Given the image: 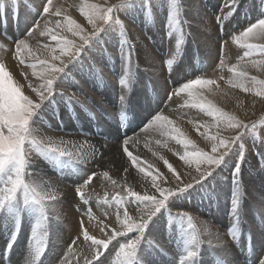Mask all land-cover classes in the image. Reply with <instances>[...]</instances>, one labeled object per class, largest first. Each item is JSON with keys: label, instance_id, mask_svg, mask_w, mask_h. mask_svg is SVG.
<instances>
[{"label": "snow or ice", "instance_id": "snow-or-ice-1", "mask_svg": "<svg viewBox=\"0 0 264 264\" xmlns=\"http://www.w3.org/2000/svg\"><path fill=\"white\" fill-rule=\"evenodd\" d=\"M20 2L21 0H11L10 5L13 16L17 18ZM23 2L25 7H31L29 0ZM149 5L151 0H118L116 5L107 7L82 0L79 11L91 25L89 31L68 15L67 9L62 4H55L54 0H40L39 7L35 9L36 19L33 25L22 37L12 41L13 47L9 48L0 41V49L11 53L20 65L31 68V76L37 78L36 83L29 81L27 85L35 94L33 98L32 95L25 94L22 90L23 85L14 80L6 64L0 62V232L5 239V244L0 249V264H5V261L11 264L12 252L25 224L29 227L31 242L28 264H43L41 258L46 251L48 227H58L60 223L61 213L58 206L64 202L60 199L59 191L50 178H46L47 173L33 159V153L62 175L72 171L83 172L81 165L98 160L103 155L95 147L85 151L86 141L78 143L63 138L44 137L41 133L40 126L49 119H55L62 128L63 121L60 120L57 106L63 103L65 107L71 109L73 104V97H65L57 92L59 84L72 78L73 69L77 65L82 66L87 53L99 46L103 39L100 34L109 31L112 24L120 25L122 57L125 59L130 57L132 45L126 39L123 23L115 18L114 9L116 12L124 9L125 14L128 15L137 10H146ZM223 7L229 8L227 16L231 17L240 7V0H225ZM261 7L264 8V0H261ZM177 17L176 0H173L172 11L166 22V27L170 29L169 36L179 30L180 21ZM4 20L6 16L0 17V22ZM41 20L43 24L40 23ZM217 22L223 30L225 19L217 16ZM105 25H108V28H105ZM37 30L39 36L55 42L54 45L45 43L40 46L47 53L46 57H41L38 54L40 49H34L29 43V39L34 38ZM65 33L78 37V42L69 39ZM0 37L12 39L7 36L6 30L0 32ZM231 39L245 50L243 56L235 64L229 65L223 58L227 41H222L221 59L216 67L221 72L227 69L232 74L227 81L232 88H240L245 92L253 91L255 96L264 99V79L250 75L247 70L250 64L251 67L264 71V58L250 59L253 56L264 57V12H261L255 22L249 23L238 34L233 33ZM182 42L183 38L177 41V50ZM245 58H249L248 64L241 63ZM174 60L175 56L167 59L166 63L170 68ZM22 75H25L26 80L28 79L26 73ZM131 79L132 71L126 68L120 84L127 88ZM223 79V75L212 79L203 74H197L195 78L178 79L167 95V100H171L173 96L184 94L186 99L179 107L198 109L212 117L213 124L196 125L197 132L211 143L210 151L199 149L175 121L162 111L150 114L147 123L141 128V131L145 132L150 129L157 131L161 136L182 145L183 154L179 158L188 166V172H177L167 160L164 163L171 173L170 178L159 170H155L154 173L149 171L153 165L149 163L145 167L140 157L129 151L130 138L125 135L121 140L123 153L131 165L142 174V179L148 181L149 189L143 192L137 191L126 181L118 182L113 179L108 171L86 174V177L76 184L75 192L80 201L84 205H89L83 210L82 217L87 216L89 221L95 220V229L103 238L92 234L89 228L84 226L85 221L81 218L79 232L69 244L66 253L59 258V264H81V255L73 251L74 246L77 249L83 246L91 250L90 257L83 256L82 264H160L157 252H162L163 247L157 243V240L164 236L165 232L170 242L177 243V248H180L182 243L183 254L180 255L179 264H201V260L197 259L201 241L193 216L186 211L173 214L171 207H175L180 199L190 198L194 190H204L202 194L211 198L214 193L207 192L205 182L211 184L229 167H231L233 184L230 215L234 217L229 232L234 240H238L240 174L246 159L244 140L250 130H255L257 125L255 122L245 123L234 113L225 111L212 100L207 99L205 91L215 95L220 88L218 81ZM249 84L253 87H249ZM57 95L60 96L59 100L56 99ZM119 99L122 105L121 119H124L123 105L126 103V95H121ZM75 103L80 104L78 100ZM260 123L264 124V120ZM213 127L216 129L214 133L211 132ZM201 128L204 130L201 131ZM223 130H230L232 134L222 135ZM260 158L264 159V155ZM193 164L195 175L191 172ZM124 171L127 173L128 169L125 168ZM97 176H101L114 189H119L112 200L105 198L103 201L106 205H115V220L112 223H105L97 217L90 206L92 196L87 193V188ZM185 176L190 178L185 180ZM168 184L171 186H165ZM129 206H132L136 215L130 214ZM77 210L80 209L77 207ZM173 221L180 226L179 236ZM181 237H183L182 241ZM256 243L253 238L252 249L255 260L252 264H264V235L259 240L261 247L259 252L255 251ZM113 254L114 262L111 259ZM218 264H226V262L219 259ZM227 264L233 262L228 261Z\"/></svg>", "mask_w": 264, "mask_h": 264}, {"label": "bare ground", "instance_id": "bare-ground-1", "mask_svg": "<svg viewBox=\"0 0 264 264\" xmlns=\"http://www.w3.org/2000/svg\"><path fill=\"white\" fill-rule=\"evenodd\" d=\"M30 1L33 3L34 7H36V8L39 7L40 0H30ZM92 1L93 2H99L98 0H92ZM115 1H117V0H113V2H115ZM5 2L7 4L11 5L10 0H5ZM54 3L55 4H62L64 6V8L67 9L68 15H70L76 21L78 20L79 23H81L84 27H86L88 30L91 31V25H89L87 23V20L79 11V5L82 3V0H55ZM183 3H184V5H186L189 16L191 18V19H189V22L191 23L190 24V32H191V35L193 36V38L191 40L197 41V39H198V41H199L198 49L199 48L201 49V50L199 49L200 53L204 54L203 49L207 51L208 49L211 50V49L215 48L217 41H218L217 38H219V35H220L218 32V29H217V33L212 34V38H211L212 41L207 42L206 37L208 34L205 35L204 26L201 25L202 23H200V25L198 24V28H197V25H196L197 21L193 20L194 19V11L192 9L193 1L192 0H183ZM246 4L248 7L251 6L248 2ZM20 5H21L20 8H18L19 12L21 9L18 29L15 30V27L13 25V21H10L8 23L7 28H6L12 34L13 40H15L17 37H22L24 35V33L27 31V29L25 30V28L28 27L30 25V23H32L34 20V19H31L33 17L32 16L33 12L28 11L24 7V5H22V4H20ZM9 8L11 9V7L8 5V9ZM2 9L4 10V8H2ZM2 9L0 7V12L3 14ZM156 9H158V8H156ZM259 9L263 10V8L261 6ZM120 16L122 18H124V16H122V15H120ZM54 19H56V18H54ZM122 20H125L123 22L127 23L125 29H126V33H127L128 37L131 38L130 44L132 45V50L135 47H137L139 49L142 48L144 50V46H145L146 42H145V40L143 42L141 35L138 34V31L136 28V27H138V25H134L135 23H141L144 21L143 16L140 13V11L137 10L134 13H132L131 17H128V19L124 18ZM156 20H158V18ZM132 21H135V22L133 23ZM41 24H43V21L41 22ZM1 28H2V26H1V22H0V30H1ZM160 28H161V25H160ZM153 29L158 30V25H155L153 27ZM38 33H39V30H37V32L34 33V38L29 39V43L31 44V46L34 49H40L38 54L41 55V57H46L47 53L40 46L45 44V43L54 45L55 42L51 41L47 37L39 36ZM68 34L71 35L70 33H68ZM104 34H105L104 36H103V34H101V36L103 37V39L101 41L104 42V45L106 46V48L108 46V48H109V49H107L108 53L106 51L96 50V48H98V49L101 48V43H100L99 46L94 48V50L92 52L87 53V56L90 57V59H93L94 66H100L101 67V69L104 73V75H102V74L101 75H102V77L104 76L103 79L105 80V82L103 83L96 76V73H94V71L91 67V63L88 62L87 59L85 58L83 60V64H86V66L88 68L85 69V67H83V64H82V66L77 65L72 71L74 80H72V81L67 80V81H64L62 84H59V81H58V84H59L58 89L59 90L57 89V92L62 93V94L64 93V94H66L65 96H71L72 95L75 97V99L77 98L75 101L78 100L80 102V101H82V100H80V99H82V97L81 96L77 97L78 95H76V93L79 90L81 91V89H80V87H81L87 93L86 99L87 98L91 99V94L94 95L95 99L93 100V104L101 107L105 112L109 111V113L112 114L114 111L113 105L116 104L115 94H117V93H115V91L117 89V85H116V81L113 80L114 77L111 75L110 68L113 67V72H115L117 66L115 64L111 63L109 58H116L118 56H117L116 51H114L113 43L111 42L112 37L109 36L108 31L106 33L104 32ZM207 39H210V38L208 37ZM0 41L5 43L6 45H8L9 48L13 47V43H10L4 37H0ZM226 41H227V43H226L227 47H226V51H225V60L229 65L235 64L234 59L236 58V56H240L243 53V51L239 52V50H237L238 48L235 46V43L231 38L226 39ZM143 50H141V52ZM179 50H178V53L179 52L181 53V50L180 51ZM141 52H140V57H141V55H143V56L146 55V57H144V59L140 60L142 70L144 69L145 71H147V72L149 71L150 73L155 72L154 74H148L146 72L144 74H146L147 77L144 78L143 80H138V83L140 86L143 87V85H144L145 87H147V84L144 83V82H146V79H150V77H151V79L153 81L156 80V82H157V80H159L161 78V74L158 72L161 70V72H163L162 75L164 77L165 71L163 70V68L160 69V66H159V68L158 67L156 68V66L153 64V62H154L153 59L151 60V62L148 60V55H151L150 52H142V53ZM178 53H177V49L174 48L172 57L173 56L177 57ZM209 56H211V58H212V55H209ZM190 57H193L192 52L191 51L188 53L186 52V58L187 59L184 61V64H183L184 67L180 68L182 71V74L184 72L187 73V69H188L187 61ZM0 62H4L6 64V67L8 68V70L13 74L14 80H16L20 85H23L22 90L25 92V94L26 95H32L33 98H35V94L32 93L31 89L28 88V86H27L29 81H31L32 83L37 82V78L31 76V71H32L31 68L22 67V65H20L18 63V61L12 56L11 53L5 52L2 49H0ZM155 63H157V61H155ZM191 63H193V61ZM216 63H217V59L209 62V64H210L209 67L212 68L211 69L212 71L210 70V72L207 75H205L207 78L216 79L219 77L217 74L220 72V70L216 67L218 65ZM160 65H162V64H160ZM150 67L152 68L151 70H149ZM247 68H248L249 72L252 71L256 75H259L258 70L256 68H253L250 65ZM87 70L90 71V74L87 73ZM213 71L216 72L215 77H212V75L214 74V73L212 74ZM223 72H224L223 74L227 80L232 75L227 69H225ZM22 73L27 74V77H28L27 80L25 79V75H22ZM141 74H143V73L140 72L139 79L142 76ZM262 75H264V74L262 73ZM151 79L149 81H152ZM227 80L226 81H222V80L218 81L220 88H219V90L216 91L215 95L210 94L209 92L205 91L204 94L207 97V99L212 100L214 103H216L219 107L223 108L225 111L234 113L238 117H246L251 112L252 109H256L255 113L252 114L251 116L247 117L246 119H244V121H247L250 118L254 117L256 114H260L264 111V99L255 96V94H251V96H250V94L247 95V94H244L243 92L234 90L227 83ZM153 81H152V83H153ZM98 82H101L106 86H103V88L101 90V87H100V85H98ZM159 84H160V82H159ZM159 84L157 83V85H159ZM164 86H161L160 89L162 90ZM158 90H159V86H158ZM148 93H149L148 90L142 91L141 87H140V90H138V91H137V87L133 90V92L131 94V96H133V97L130 96V99L128 101L129 102L128 106L124 107V108H126L125 109L126 113L124 115L126 117V120H124L122 124H120L117 120L114 121L113 119H112V123H111L109 121L104 120L99 114H97V119L99 120V125H98V131H95L94 130L95 124H93L91 122V118H87L79 109H76L80 114V115H78V118L76 120L72 121L71 118L67 119V116L63 115L61 119L63 120V118H65L66 121L63 122L62 128L59 125L57 128L59 131H61V129L66 130L70 134H67V135L62 134L59 131L52 132L51 129H53V128L49 127L47 124L40 126V131L44 137H52V138H56V139L63 138L65 140H71V141L78 142V143H84L86 141L87 143L85 144V149H84L85 151L90 150L91 147H95L101 153H103V155L98 160H93L86 165H81L80 168H82L84 171L83 172L76 171L77 174H79L78 177H76V178H73V176L75 177V175L70 174L72 177H67L64 179H58V178L56 179L51 175V173L46 172L47 173L46 178H50L51 182L54 184V186L59 191L60 199H62L64 202L62 205L58 206L60 213H61L59 226L58 227H51V226L48 227V230H51V231L53 230L54 239L57 240L56 242L54 241L55 243L53 242L54 243L53 245H50L52 247V248L51 247L50 248L52 249L53 253H55V254L58 253L60 251V249L62 248L60 246L59 242L65 243L66 247L71 243L73 238L79 232V220L81 218H83L85 221L84 226L88 227L89 231L92 234L96 235L98 238H103L102 234L98 230L95 229V225H91V221H89V218L87 216L82 217L83 210H85L89 205H84L83 202L80 201L79 197L77 196V194L75 192L76 184L78 182H81L86 177V174H90L91 172L102 173L103 171H108L113 179L117 180L118 182L126 181L128 184L133 186L135 188V190H137V191L143 192V191L149 189L150 185H149L148 181L142 179V174L139 173L135 167L134 168L131 167V164L128 162V160L125 158V156L122 153V146H121V142H119V141H121L125 135L130 138V143L128 146L129 151H131L133 153V155L139 156L145 167L149 163L153 165V168L149 169V171H152L154 173L156 168H157V170H159L161 167V164H163V161H165V160H167L168 162H171L172 164H175L176 168H177L176 170L178 172L186 173L189 171L188 166L185 165L183 162H181L177 158L176 152L179 155H182L181 151H183V147L181 145H177V147L175 146L173 148V149L176 148L175 150H173V149L171 150L172 147L166 148L167 143H174L175 144L176 141L165 138V137L161 136L159 134V132L151 130V129L146 131V132L141 131V129L137 130V128L139 127L140 124H142L144 121H146L147 119L150 118V114H152L154 112V106L158 102L161 103V99L163 97L162 96L163 93H161L159 91V93H161V95L159 94L158 98L153 100V98L151 97L152 99L151 98L149 99ZM101 97L105 98L104 101H102ZM56 99L59 100L60 96L57 95ZM185 99H186V97H182V96L176 97L173 101H171L164 108L163 113L165 115L169 116L170 119L175 121L176 125L178 127H180L181 130L191 140H193L197 146L203 147L205 150L210 151L211 143L208 140H206L202 135H200L199 132H197L196 125L200 122L203 124H208V125H211L213 123L207 117L202 115L201 113L197 114L196 111L194 112L193 108L186 107V106L185 107H179L180 105L184 104ZM106 102H109V106H106V104H105ZM60 104L57 106L58 111L60 110ZM81 104L82 103L80 102L79 105H81ZM73 105L76 106L77 103L74 102ZM173 114H174V116L176 114H178L179 118L172 117ZM192 116H193V118H191V119H193V122L189 119V117H192ZM52 120L53 119H49V121H52ZM54 125H56V123H54ZM53 127L55 128V126H53ZM117 128H119V133H117ZM203 130L204 129L201 128V131H203ZM215 131H216V129H215V127H213L211 129V132L214 133ZM221 134L225 135L223 132H221ZM91 135H95V136H91ZM103 136H104V138L108 137L109 141L102 139L101 137H103ZM157 141H162V143H157ZM102 146H105V147H102ZM161 157H163V159H161ZM249 158L251 161H247L248 165L246 166V168H244V169H246V172H245L246 174L244 176V179H245L246 183L248 181L252 185H255V183L259 180L258 175L256 176L255 171L253 174L249 173L248 168L253 169L254 165H256V166H258L257 171H259L260 170L259 168H261V166L258 165V161H257L256 156L255 157L249 156ZM35 161L39 165L40 168H42V169L44 168V167H42L40 160H35ZM155 162L157 163L156 164L157 166H155ZM125 168L128 169L127 173L124 171ZM162 168H164V167H162ZM54 171H56L57 174L60 175L59 177H62V176L64 177V175H66V174L62 175L57 170H54ZM191 172L193 175H195V165L194 164L191 167ZM225 172L223 171V173H225ZM248 173L251 174V178H250V176H248ZM164 174H165V176H167L169 178L171 177V173H168V171H166V170H164ZM225 176L227 177L226 174H225ZM184 178H185V180H187L190 177L185 176ZM227 178H228V183L231 186V182H232L231 177H227ZM94 179L95 180H93V181H95V183L93 184V186H88V188H87L88 194H90L89 192H91L92 189L105 190V191H109L112 193L119 191V189H114L108 182L104 181L101 176H97ZM73 185H75V186H73ZM170 186H171V184H170ZM201 191L202 190H199V191L196 190L192 193V195L190 196V199H191L190 203L187 200L184 202H181L180 201L181 199H180L179 201H177V203H183V204L180 207H176V206H179L178 204L175 207H172V209H174L175 211H189V212H191L192 216L194 217L195 221L197 222L198 227H200V228L202 227L201 230L203 232V235H205V237H206L205 240L210 245L209 246H207V244L203 245L202 252H199L197 259L201 260V264H218L217 263L218 257L217 258H214L213 256L211 257V256H209L210 254L208 253V252H210L209 248L214 247L215 248V250H214L215 254H218L217 256H219L223 260H225L226 263L228 261H232L233 264H247L246 262L242 263L239 260H237V258L240 257L239 253L241 251H244V249H245V248H243L244 247L243 244L240 243V247L238 246L241 251L236 249L235 245H233L230 241H226V242L222 241V245L218 246L220 244L219 243L220 239H218V238H224L226 236V235L222 234L221 232L214 234V236L217 235V236H215L217 239L210 241V239H211L210 235H213L212 231H211V228L213 226L209 225L208 222H206L205 217L210 216L207 214H209L211 212H213L215 214V212L213 211V204L210 203V200H203L204 198L201 197L202 194L200 195ZM108 200H112V198H110V199L108 198ZM213 201H214V203H215L214 205L216 207L219 204H221L222 206L225 205V199H223L222 197H221V199H219V197L218 198L215 197V200H213ZM200 202L202 203V205H200L201 204ZM184 205H185V208H184ZM90 206H91V201H90ZM103 206H104V208L106 207V205H104V203H103L102 207ZM77 207L80 209L79 211L77 210ZM222 209H223V207L219 208V211L216 212V216H217L216 220L219 223H221L222 225H225V221L223 219L224 218L223 215H225V214H220V211ZM113 211H114V209H113ZM100 212L98 211L99 214H97V217L104 220L105 223H112L115 220V211L112 212L110 210H106V211L104 210V213H107V215H110L109 218H108V216H105V214L100 213ZM134 213L137 214L135 211L130 212V214H134ZM222 213H224V212H222ZM95 214H96V212H95ZM111 214H113V217H111ZM242 216L244 217L241 219L242 224H244V222H246V223L251 222L252 224L254 222H256L255 217H253L252 214L251 215L244 214ZM211 217L215 218L213 214H211ZM162 223H164V222H162ZM229 225H231V223ZM243 226H248V223L246 225H243ZM231 227L232 226H229V228H231ZM250 230H251L252 239L254 238L257 242L255 251L258 252V249H261L260 244H259V240H260L261 236L264 235V227H263L262 231H259L258 229H256V231L253 232L252 228ZM24 231H29L28 225H26L24 227L22 234L24 233ZM166 235H167V232H165V235L160 237L157 240V243L161 244L163 247V250L167 251L170 256L166 257L164 255H161L159 252H157V259L160 261V264H176V263H179V259L176 256L177 254L171 253L168 243H166L164 241V239L166 238ZM247 237H249V236H248L246 231H243L242 234H240L238 231V238L240 239V241L241 240H247L248 239ZM48 240H50V239H47V241ZM215 241H217V242L214 243ZM26 244L31 246V242L30 243L27 242ZM0 249H2V248L0 247ZM85 249L87 250L85 252H87V253L90 252V249H87V248H85ZM78 250H79V252H78L79 254H83V253H81V250H83L82 247L79 248ZM14 252L23 253V255H25V249H23L19 246L14 247L12 255L14 254ZM48 254H49V252H48ZM215 254H214V256H215ZM28 255H30V254H28ZM89 256H90V254H89ZM47 257H48V260H51L52 255L49 254ZM45 258H46V256H45ZM254 258H255V254H253V258H250L251 261H253ZM19 261L20 260H14L11 262V264H17ZM43 262H46V261H43ZM5 264H7V262Z\"/></svg>", "mask_w": 264, "mask_h": 264}, {"label": "rangeland", "instance_id": "rangeland-1", "mask_svg": "<svg viewBox=\"0 0 264 264\" xmlns=\"http://www.w3.org/2000/svg\"><path fill=\"white\" fill-rule=\"evenodd\" d=\"M98 1L99 2H93L92 0H89V2H91V3H96V4L102 5L104 7H107L108 5H116L118 3V0L115 1V2H113V0H98ZM192 1H193L192 9L194 11V19L193 20L197 21L196 22L197 28H198V24L200 25V23H202L201 25L204 26L205 35L208 34L207 37H206L207 42L212 41V39H211L212 38V34L217 33V29H218V32H219L220 35H219V38H217L218 41H217V44H216L215 48L211 49L212 51L210 49H208L207 51L203 49V53L204 54L200 53V51H199L200 48L198 49V43H199L198 39L196 38L198 42L195 41V40H191L193 38V36L191 35V32H190V24L191 23L189 22V19H191V18L189 16V13H188V10L186 8V5H184V3H183V0H176V8H177V12H178V17L177 18L179 19L180 24L178 26L179 30L175 31V32H172L171 36L168 35V32L170 31V29H168L166 27V22H167V17L169 15V13L172 11L173 0H151V5L147 6L146 10H139L140 13L143 16V20L144 21L141 22V23H135L134 25H138V27L135 26L137 28L138 34L141 35L143 42H144V40L146 42L145 46H144V50L142 48H140V49L143 50L142 52H150L151 55H148V60L151 62V60L153 59L154 60L153 64L156 66V68L157 67L159 68V66H160V69L163 68V70L165 71V76L163 77V75H162L163 72H161V70H160L158 73L161 74V78L159 80H157V82H156V80L153 81L151 79V77H150V79L153 81V83H152V81H149L150 79H146V82H144V83L147 84V87H145L144 85H143V87L140 86L139 83H138V80H143L144 78L147 77L146 74H144L147 71H145L144 69L142 70L141 61H140L141 59H144V57H146V55L145 56L141 55V57H140L141 50L139 48L135 47L131 51L130 57H128L127 59L123 58L122 57V53H121V49H120V40L122 38L121 37L120 25L119 24H112L111 29L108 31V34H109V36L112 37L111 38L112 39L111 42L113 43L114 51H116L117 56H118L116 58H109L111 63H113V64H115L117 66L115 72H113V67L110 68L111 75L114 77L113 80L116 81V85H117V89L115 91V93H117V94H115V96H116V104L113 105V108H114L113 113L110 114L109 111L105 112L101 107L94 105L93 104V100L95 99L94 95L91 94V99H89V98L86 99L87 93H86V91L84 89H82L80 87L81 91L79 90L76 93V95H78L77 97H79V96L82 97V99H80L82 101H80V102L83 105L82 104L81 105L77 104L76 106H74L73 104H74V102H75V100L77 98L75 99V97L71 95L73 97V104L71 105V109H69L68 107H65L63 105V103L60 104V110L58 111L60 120H62L61 118H62L63 115L67 116V119L71 118L72 121L76 120L78 118V115H80L79 112L76 109H79L87 118H91V122L93 124H95V127H94L95 131H98V125H99V120L97 119V114H99L106 121H109V122L112 123V119H113L114 121L117 120L120 124H122L123 121L126 120V117L124 116V119H121L122 105H121V102H120L119 98H120L121 95H126V103L123 105V111H124V115H125V113H126L125 109L126 108H124V107L128 106V103H129L128 101L130 99V96H131L133 90L136 87H137V91L140 90V87H141L142 91L148 90L149 99L152 97L153 100L158 98L159 94L161 95V93H163V95H162L163 97L161 99V103L158 102L154 106V112L152 114H155L158 111H162L163 112L164 108L171 101H173L176 97H181V96L185 97L184 94H181L180 96H173L171 100H167V95H168L169 91H171V89L175 86L176 81L178 79L183 80V79H189V78H193V77L195 78V75H197V74L207 75L210 72V70L212 69L211 67H209L210 66L209 62H211L212 60L217 59V63L216 64H218L219 60L221 59V44L220 43L222 41H226V39H230L233 33H237L238 34V32L240 30H243V28L246 27L249 23L255 22V20L261 14V12H264V8H263V10L259 9L260 6H261V0H240V7H238L236 9L235 14L232 15L231 17L227 16V13H229V11H230L229 8H227V7H223L222 8V5L225 3V0H192ZM246 1L251 5L250 7L247 6V4H246L247 2ZM54 2H55V0H54ZM10 3H11V0H10ZM29 3L31 5V7L30 8L25 7V3L23 2V0H21V2L19 3V7L18 8H20V6H21L20 4L24 5V7L28 11H32L33 12L32 13L33 17L31 19L35 20L36 19V13H35L36 7H34L33 3L30 0H29ZM0 5H1L0 6L1 9L4 8V10L2 9L3 10V14L0 12V17L6 16V20L1 22L2 28H1L0 32H3L4 30H6L7 36L12 38V34L6 28L8 26V23L10 21H13V25L15 27V30L18 29L21 9H20V12L18 10L19 13H18V18H17V17L13 16L12 7H11V9L10 8L8 9V5L10 6V4H7L5 2V0H0ZM156 8H158V9H156ZM120 15H122V16H124V18L128 19V17H131L132 13L126 15L124 9H121L118 12H116L115 9H114V16H115L116 19H118L119 21H121L123 23L124 32L126 33V29L125 28H126V24L127 23L123 22L125 20H122L124 18H122ZM217 16H221V18L225 19V23L223 25V30H221V26L217 22ZM157 18H158V20H156ZM34 20H33L32 23H30V25L28 27L25 28V30L26 29L28 30L33 25ZM42 21L43 20H41L40 23ZM77 22L79 23L78 20H77ZM132 22L134 23L135 21H132ZM155 25H158V30L153 29V27ZM160 25H161V28H160ZM105 28H108V25H105ZM65 34L68 35L69 39H75L78 42V39H79L78 37H72L68 33H65ZM101 34H103V36L105 35L104 32H102ZM208 37L210 39H207ZM181 38H183V42L179 44V49L181 50V53L180 52L178 53V50H179L178 49L177 50L178 56L175 57L174 64L170 68L167 65L166 61H167V59L173 58L172 57L173 50H174V48L177 49V41H180ZM126 39L129 42L131 40V38L128 37V35H126ZM6 40L9 41L10 43H12L13 38L11 40H8V39H6ZM100 43H101V48L100 49L96 48V50H102V51H106L107 52V49H109L108 46L106 48V46L104 45L103 41H101ZM235 46L238 48L237 50H239V52L240 51H243V52L245 51L239 45L235 44ZM226 47H227V45L225 44L224 53H223V58L224 59H225ZM190 51L192 52V56L193 57H190L189 58L190 60L188 59V61H187V67H188V69L186 68L187 69V73L184 72L182 74V71H181L180 68L184 67V65H183L184 61L187 59L186 58V52L188 53ZM208 54L212 55V58ZM241 55L240 56H236V58L234 59V63H236L239 60ZM262 58H264V57L253 56L250 59H262ZM86 59H87L88 62L91 63V67H92L94 73H96V76L104 83L105 82V80L103 79L104 76L102 77V75H104V73H103L101 67L100 66H94L93 59H90V57L87 56ZM248 60H249V58H245V60L242 61L241 63L242 64H248ZM155 61H157V63H155ZM192 61H193V63H191ZM160 64H162V65H160ZM249 65L250 64H248V66ZM22 67H25V66L22 65ZM83 67H85V69L88 68L86 66V64H83ZM126 68H130L131 71H132L131 83H130V85L127 88H125L123 85L120 84V80L124 77ZM151 69L152 68L150 67L149 70H151ZM247 70H248V68H247ZM140 72H142L143 74H141L142 76L139 79ZM251 72H249L250 75L257 76L259 79H264V75H262V73L264 74V71L258 70V74L259 75H256L255 73H253V72L251 73ZM87 73L90 74V71L87 70ZM147 73L148 74H154L155 72L154 73H150L148 71ZM223 73L224 72L220 71L217 75L218 76L223 75L224 79L222 81H226L227 79H226V77L224 76ZM212 74H213L212 77H215L216 72L213 71ZM71 77L72 78L67 79V80H71V81L74 80V77H73L72 73H71ZM67 80H65V81H67ZM159 82H160V84H159ZM103 83L98 82V85H100L101 90H102L103 86H106ZM157 83L159 85H157ZM158 86H159V90H158ZM161 86H164L162 90L160 89ZM249 87H253V85L249 84ZM233 89L237 90V91H240V92H243L244 94H247V95L250 94V96H251V94H254L253 91L245 92V91H243L240 88H233ZM159 91L161 93H159ZM59 94H62V93H59ZM62 95L65 96L66 94L63 93ZM65 97H68V96H65ZM131 97H133V96H131ZM101 98H102V101H104L105 98L104 97H101ZM105 104H106V106H109V102H106ZM255 110L256 109H252L251 112L246 117H239V118L244 120L247 117H249L252 114H254ZM193 111L194 112L196 111L197 114L201 113L202 115L207 117L213 123L212 117L208 116L206 112H202V111H200L198 109H193ZM172 117L179 118V115L176 114L174 116V114H173ZM191 118H193V116L189 117V119L193 122V119H191ZM250 119L245 121V123L251 124L252 122H255L257 127H256L255 130H250L249 135L244 140L245 149H246V153H245L246 159H245V162L242 164V169H241V174H240L241 184H240L239 191H240L241 199H240V208H239L240 216H239V221H238V231H239V233L242 234L243 231H246L248 236H249V231L248 230H250L251 228H252L253 232H255L256 229H258L259 231H262L263 227H264V215H263L264 214V159L260 158L261 155H264V124L260 123L261 120H264V111L262 113H260V114H256L254 117H252ZM147 120L144 121L142 124H140L139 127L137 128V130L141 129L147 123ZM62 121L65 122L66 119L63 118ZM54 123H56V125H54ZM45 124H47L49 127L53 128V129H51L52 132L59 131L57 129L59 124H58V122L55 119H53L52 121L47 120L45 122ZM53 126H55V128ZM59 132H61L62 134H66V135L70 134L66 130H63V129H61V131H59ZM222 132L225 134V136L232 134L230 130H223ZM91 136H95V135H91ZM253 137H255V143H253ZM101 138L106 140V141H109L108 137L104 138V136H103ZM119 142H121V141H119ZM177 145H179V144H177V143H175V144L174 143H167L166 148H171L172 147L171 148V150H172L175 146L177 147ZM198 148L201 149V150H204V151H208V150H205L203 147H199L198 146ZM175 149H173V150H175ZM182 152L183 151H181V154H183ZM122 153H123V150H122ZM176 154H177V158L180 160V158H179L180 155L177 152H176ZM123 155L128 160V158L126 157V155L124 153H123ZM249 156H253V157L256 156L257 161H258V165L261 166V168H259L260 169L259 171H257L258 166H256V165H254L253 169L248 168L249 173L253 174L254 171H255L256 172V176L258 175L259 180L255 183V185H252L248 181L246 183V181L244 179V176L246 174L245 173L246 169H244V168H246V166L248 165L247 161H251ZM33 159L34 160H40V163L42 164V167H44L43 168L44 171L47 172V173H51V175L54 178H56V179L57 178L58 179H64V178H67V177H72L71 175H75V177L73 176V178H76L79 175V174H77L76 171H73V172L66 173V175H64V177L63 176L59 177L60 175L57 174V172L54 171L51 168V166L46 161H44L43 159L37 158L35 153H33ZM180 161L183 162L182 160H180ZM128 162L130 163L129 160H128ZM168 163L172 164L171 162H168ZM156 164L157 163L155 162V166H157ZM172 166L175 169H177L175 164H172ZM131 167L134 168L132 165H131ZM162 167H164L165 169L162 168ZM156 170H157V168H156ZM164 170H166V171H168V173H170L168 168H167V165L163 161V164H161V167H160L159 171L164 174ZM224 172L225 173L221 172L220 175L217 177V179L215 181H213L211 184H207V182H205L206 183L207 192L214 193V195L211 198H208L207 195L202 194L204 190H202L200 192V195L202 194L201 197L204 198L203 200H210V203L213 204V211L215 212V214L213 212H211V213L207 214V215H210V216H206L205 217L206 222H208L209 225L213 226L212 227L213 229L211 228V231H212L213 235H210V238H211L210 241L211 240L213 241V240L217 239L215 237L217 235L214 236V234H217V233L221 232L222 234H224L226 236L224 238H218V239H220V242H219L220 244L218 246L222 245V241L223 242L230 241L233 245H235L236 249L240 250V248H239L240 247V243L243 244L244 245L243 248H245L246 250L244 249L245 252L240 250L241 251L239 253L240 257L237 258V260H239L242 263L246 262L247 264H252V261L250 259V258H253L252 237L251 236L247 237L248 238L247 240H241L240 241L239 238H238V240H234L232 238V236L230 235V232H229V229H230L229 226H233V221H234V217L230 215V201H231V196H232V191H233V184L231 182V186H230L229 183H228V178H227V177H231V181H232L231 167L226 168V170H224ZM249 173H248V176H250V178H251V174H249ZM225 174L227 175V177L225 176ZM93 180H95V179H93ZM94 183H95V181H93L89 186H93ZM73 186H75V185H73ZM165 186H170V184L169 185H165ZM197 189H199V186H197ZM194 191H196V190H194ZM89 193L92 196V199L90 200L91 201V207H92L93 212L94 213L96 212V214H95L96 216H97V214H99L98 211L99 212L101 211L100 213H103V214H105L104 210L105 211L106 210H110L112 212L115 211L114 204L111 205V206L104 204V205H106L105 208H104V206L102 207V205H103V201H104L105 198H107V199L108 198L109 199L113 198V196H115L116 192L112 193V192L105 191V190L92 189L91 192H89ZM220 196L223 199H225V205L222 206L221 204H219L216 207L214 205L215 203H214L213 200H215V197H217V198L219 197V199H221ZM186 200L189 201V203L191 202L190 198L181 199L180 201L184 202ZM98 201H99V203H98ZM177 204L179 206H176V207H180L183 203H177ZM200 205H202V203ZM222 207H223V209L221 211L224 212V213H222L220 211V214H225V215H223L224 216L223 219L225 221V225H222L221 223H219L216 220L217 219L216 212L219 211V208H222ZM184 208H185V205H184ZM113 209H114V211H113ZM129 211L130 212L133 211L132 206H129ZM171 211L173 212V214L181 212V211H175L174 209H172V207H171ZM186 212H188L190 215H192L191 212H189V211H186ZM211 214H213L215 218H212ZM241 214L242 215H244V214L251 215L252 214V216L255 217L256 222H254L253 224L251 222H247L249 227L248 226H243V225H246L247 223L244 222V224H242V220L241 219L244 218V217ZM131 215H136V214L134 213V214H131ZM107 216H108V218L110 217V215H107ZM111 217H113V214H111ZM193 221H194V224L196 226L198 237H199V239L201 241L199 252H202L203 245L207 244V246H209L210 244L205 240L206 237H205V235H203V232L201 230L202 227L201 228L198 227L197 222L195 221L194 217H193ZM95 223H96L95 220L91 221V225H95ZM230 223H231V225H229ZM173 224H175L174 221H173ZM26 225L27 224H25V226ZM185 226H186V222H185ZM169 227H172V225H169ZM175 229H176L177 235L179 236L180 235V226L178 224H175ZM53 233H54L53 230L52 231L51 230L47 231V239H50V240L47 241L45 255L41 258L42 261H46V262H43V264H53V263L54 264H59V258L62 257L66 253V251L68 249V246H69L68 245L66 247L65 243H63V242L60 243L59 242V244H60V246L62 248L60 249V251L58 253H56V254L53 253V251L51 249L52 247L50 245H53L57 241V240L54 239ZM182 239H183V237H181V241H182ZM26 241L30 243L29 231H24L23 234L21 233L20 239L17 242V244L15 245V246H19V247L25 249V255H23V253H17V252H14V254L11 255L10 259L12 261L20 260L17 264H28V260L30 258V255H28V254H31V246L27 245ZM164 241L166 243H168L169 248H170V252L174 253V254H177L176 256L179 259L180 255L183 254L182 243H181V247L177 248V243L176 242H170L167 235H166V238L164 239ZM216 242L217 241H215L214 243H216ZM77 243L79 244V241ZM4 244H5V239H4L3 234L1 232L0 233V247L3 248ZM82 249L83 250H81V253H83L84 255H89L90 252H91V250H90V252H88L89 254L87 252H85L87 250L83 246H82ZM109 250L111 251V246H110ZM214 250H215L214 247H210L209 248V251H210V252H208L210 254L209 256H211V257L213 256L214 258L218 257L217 260L222 259L221 257L217 256L218 254H215ZM260 250L261 249H258V252ZM73 251L79 252V250L75 246L73 247ZM48 252L53 257V258L51 257V260H48V257H47L49 255ZM159 253L161 255L166 256V257L170 256L169 253L167 251H165V250H163L162 252H159ZM83 254H80L81 255V264H82V259H83V256H84ZM214 254H215V256H214ZM45 256H46V258H45ZM112 257H111V259L114 262L115 261V255L113 254ZM254 260H255V258H254ZM6 262L7 261H5V263ZM176 264H179V263H176Z\"/></svg>", "mask_w": 264, "mask_h": 264}]
</instances>
